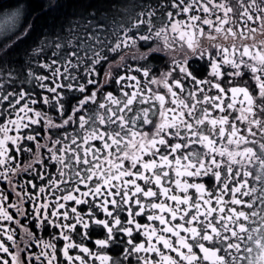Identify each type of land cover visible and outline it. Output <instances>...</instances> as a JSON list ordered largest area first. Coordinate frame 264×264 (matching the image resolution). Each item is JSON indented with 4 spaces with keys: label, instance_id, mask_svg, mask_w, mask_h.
Returning a JSON list of instances; mask_svg holds the SVG:
<instances>
[{
    "label": "snow or ice",
    "instance_id": "obj_1",
    "mask_svg": "<svg viewBox=\"0 0 264 264\" xmlns=\"http://www.w3.org/2000/svg\"><path fill=\"white\" fill-rule=\"evenodd\" d=\"M66 2L0 10V264H264V0Z\"/></svg>",
    "mask_w": 264,
    "mask_h": 264
},
{
    "label": "trees",
    "instance_id": "obj_2",
    "mask_svg": "<svg viewBox=\"0 0 264 264\" xmlns=\"http://www.w3.org/2000/svg\"><path fill=\"white\" fill-rule=\"evenodd\" d=\"M51 2V0H50ZM14 3V0H0V10L6 9L9 4ZM106 3V0H67L63 9V14L71 16L73 12L80 10L82 11V5L92 4L93 7H99ZM92 9H89L91 11Z\"/></svg>",
    "mask_w": 264,
    "mask_h": 264
},
{
    "label": "flooded vegetation",
    "instance_id": "obj_3",
    "mask_svg": "<svg viewBox=\"0 0 264 264\" xmlns=\"http://www.w3.org/2000/svg\"><path fill=\"white\" fill-rule=\"evenodd\" d=\"M229 44H231V38H229V41H227ZM257 43V44H261L264 43V34H261L259 32H257V34L254 37H250L247 41H245V43L251 44V43ZM239 43V42H237ZM193 70L194 71H200L201 70V66L199 64V62L193 64Z\"/></svg>",
    "mask_w": 264,
    "mask_h": 264
}]
</instances>
